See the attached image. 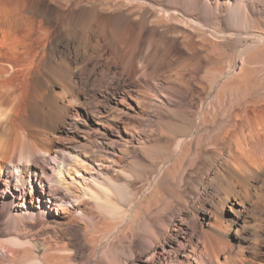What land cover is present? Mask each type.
I'll return each instance as SVG.
<instances>
[{"label": "bare ground", "instance_id": "1", "mask_svg": "<svg viewBox=\"0 0 264 264\" xmlns=\"http://www.w3.org/2000/svg\"><path fill=\"white\" fill-rule=\"evenodd\" d=\"M23 1L0 0V55L7 62V65L0 64V170L3 169L4 182L12 187L11 191L15 195L7 210L10 221L7 220L5 225L18 224L11 216L13 207L25 209L29 202L27 192L33 193L37 188L47 193V203L52 204L51 208L55 212H62L65 225H77L78 220L85 221L86 216L77 204L76 192L72 197L73 202H70L74 215L68 218L67 213L70 214V211L63 203L66 195H58L43 179H37V175H46V165L37 162L39 156L57 163L56 154L52 156V148L47 143L58 139L70 124L68 121L73 116V110L86 84L82 78L84 66L74 69L73 59L67 56L61 62H56L58 54L63 53L62 44L67 48L78 45L79 50L90 53L88 64H91L92 70L89 71L93 75L101 68L98 65L100 60L111 61L109 56L114 54L116 62L104 70L107 73L113 71L111 80L121 75L122 79L116 80V86L123 91L122 102L131 96V92L126 93L131 85L130 88H136L141 94H146L150 85L155 94L167 97L164 102L169 106V120L165 122L160 119L159 123L168 136L175 139L174 149L168 151L169 157H173L180 155L186 146L195 144L198 130L204 127L206 115L199 117L196 107L195 111L190 108L193 95L187 92L178 95V101L174 104V90L167 87L165 90L156 84V67L150 68L148 62L138 60L137 55L143 44H150L156 30L161 37L169 33L182 37L192 59H183L186 65L182 68L183 72L179 71L177 79L181 80L180 84L187 86L190 79L196 77L193 74L200 68V61L205 57L197 52L206 50L203 43L194 42V33L207 39L212 34L205 35L203 30L214 25L223 32H229L224 41L238 45L243 36L251 34L253 28L264 30V0H45L41 4ZM58 22L60 25H57ZM57 26L56 37L52 32ZM30 32L34 35H29ZM20 33L22 35L19 36ZM20 40L25 43L24 46L20 44L22 50L19 47ZM259 48L264 50L263 40ZM248 58V55L240 58L231 78L233 85L246 84L249 97L243 98L236 108L228 106L230 113L227 116L223 114L225 119L222 118V123H218L220 125L212 130L214 140L211 147L207 150L203 147L195 149V159L201 160L199 166L194 172L186 173L183 176L185 179H179V182L184 183V188H188L182 191L187 203L193 197L197 203H201L202 213L196 217V223L193 222L196 228L194 224V227L191 226L192 237L186 236L183 237L184 242L179 241L181 249L178 253L175 252L177 248L173 250L175 248L170 242L169 251L173 250L175 256L159 257L157 263L154 259L156 264H264V96L254 84L256 66L254 63L252 67V61ZM119 63L122 65L120 73L117 72ZM232 69L229 67V70ZM17 70L21 77L13 83L9 77ZM185 73L188 77H185ZM138 99H133L137 105L141 102V98L140 102ZM149 130L153 133L152 125ZM140 151L145 156H160L146 147H141ZM58 166L53 170L55 172L50 173L52 179L48 178L52 183L54 179V184L62 187L64 183L58 178L62 169ZM76 188L84 191L82 183ZM98 188L108 199L109 192H105L99 185ZM65 190H68L66 186ZM89 198L97 209L109 217L117 214L110 204L102 202L97 195L89 194ZM35 202L37 205L32 211L44 205L39 196ZM38 211L41 212L40 216L49 215L45 207ZM32 214L24 210L23 217L33 219ZM61 224L59 222L58 226ZM143 225L142 229L146 227ZM158 230V234L153 235L154 245L162 239L159 235L163 234L164 229ZM165 232L167 234L168 229ZM16 236L17 240L9 244L21 249L11 247V255L0 256L2 264H54L52 261L59 257L45 253L40 258L32 259L29 257L32 249L25 247V242H19L22 236ZM48 250L51 249L47 248L45 252ZM61 259L59 262L65 261L64 257ZM141 264L150 262L142 259Z\"/></svg>", "mask_w": 264, "mask_h": 264}, {"label": "rangeland", "instance_id": "2", "mask_svg": "<svg viewBox=\"0 0 264 264\" xmlns=\"http://www.w3.org/2000/svg\"><path fill=\"white\" fill-rule=\"evenodd\" d=\"M23 2L41 4L45 0H25ZM57 28L58 26L52 32L56 37L58 35L55 33L58 32ZM203 33L205 35L212 34V36L203 39L201 34H193L194 42L203 43L206 50L197 52L198 54L202 53L201 56L205 57L203 61L201 59V66L199 65L200 68L198 67L196 70L198 73L195 71L193 74L196 77L190 79L187 86L180 84L181 80L177 79L179 71L183 72L182 68L186 65L183 59H188V61L192 59L182 37L171 33L161 37L156 30L153 33L152 42L144 43L142 51L140 50L137 55L139 61L142 59L149 63L148 67H156V84L165 90L167 88L174 90L175 94L172 92L173 96L175 95L172 99L174 104L178 101V95L188 93L193 95L190 108L192 107L191 109L194 110L196 107L199 117L206 115L204 127L198 130L195 144L186 146L180 155L173 157H169L168 151L174 149L175 139L168 136L169 134L162 129L159 123L161 120H165V122L169 120L167 114L169 106L164 102L167 97L155 94L150 85L146 94L138 93L136 88H130L131 85L126 93L131 92L133 97L130 96L122 102L123 91L119 86H116V80L122 79L121 75L118 74L111 80L113 71L108 74L104 70L106 66H111L113 62H116L114 54L109 56L111 61L101 59L98 64L101 68H98L99 70L93 75L89 71L92 70L91 64H88L90 53L87 54L79 50L78 45L67 48L65 44H62L63 53L58 54L56 62H61L67 56L73 59L74 69L84 66L82 78L86 84L84 83L81 99L73 110V119L68 121L70 124L58 139L47 143V146L52 148V156L56 154L57 163L50 158L39 156L37 162L46 165V175L43 177L37 175V179L38 177L43 179L50 189H55L53 191L58 195L67 196H65L67 200L65 199L63 203H65V208L70 211V214L67 213L68 218L74 215L70 202H73L72 197L77 193V204L86 216L85 221L78 220L77 225H65L66 220L62 219V212H55L51 208L52 204L47 203L49 198L47 193H42L37 188L33 193L27 192L26 198L29 202L25 205V209L19 206L13 207L11 216L18 221V224L5 225L7 220L10 221L7 210H9L10 201L15 199V195L11 191L12 187L7 186L4 182L2 169L0 170V256L11 255L13 248L21 249V247H13L9 244L10 241L17 240L15 239V237L17 238L16 234L22 236L19 242H25L27 245L25 247L32 249L29 257L40 258L45 253L55 256V258L59 256L52 261L54 264H141L142 259H147L150 264H154L157 263L159 257H171L175 256V252H179L181 249L179 241L184 242L183 237L186 236L192 237L193 228L191 226L198 220L196 217L202 213L201 203H197L194 197V199H190L189 203L184 199L185 197L182 196L184 183L179 182V179L188 172H194L199 166L201 160L200 158L195 159L197 155L195 149L203 147L207 150L208 147H211L214 140V134H212L214 129L225 119L223 114L227 116L230 113L228 106L236 108L243 98L249 97L245 83V86L243 83L232 84V72L236 66L238 67L241 57L248 55V60L252 61V67L255 63L256 72L253 74V81L257 89L259 88L260 94L264 96V50L259 48L260 41L264 42V38H262L264 30L253 28L251 34L243 36L238 45L224 41L229 32H223L214 25L205 27ZM30 34L34 35L31 32ZM20 35L22 34L20 33ZM22 42L20 40L19 47L20 44L24 46L25 43ZM23 46L20 47L21 50ZM0 64L7 65L2 55H0ZM86 64L87 66H85ZM121 67L122 65L119 63L117 72L120 73ZM229 67H233V69L229 70ZM74 69L73 71H75ZM43 73L46 76V73ZM162 73L163 75H161ZM184 75L188 77V74ZM20 77V71L17 70L9 79L16 83ZM135 97L139 98V102L141 98V104L135 103L133 100ZM217 99L222 100V103H219L220 100ZM213 103L214 106H212ZM151 125L154 128L153 133L149 132ZM141 147H146L152 153H158L160 156H145L140 151ZM57 164L62 169V174L58 176L64 183L62 187L54 184V179L53 183L50 182L53 177H50V173L51 171L55 172L53 170ZM81 183L84 186V191L76 188ZM98 185L103 190L105 189V192H109L108 199L99 190ZM65 186L69 191L65 190ZM89 194H95L100 197L102 202L110 204L117 214L109 217L101 209H97L91 203ZM38 196L45 205H41L38 210H43L45 207L49 214L46 217L40 216L41 212L36 209L32 211V208L37 205L35 201ZM24 210L31 211L34 220L25 219L23 217ZM59 222H62L61 227L58 226ZM140 224H144L145 229H142ZM159 228L164 229V235H159L162 238L161 244L154 245L152 244L154 242L153 235L158 234ZM165 228L168 229L167 234ZM150 237L153 238L150 239ZM170 242L175 248L173 250L177 248L175 252L169 251ZM162 244L164 245L162 246ZM151 245L152 247L149 249ZM47 248L51 250L45 252ZM6 251L8 252L6 253ZM60 256L64 257L65 261L59 262V259L62 260Z\"/></svg>", "mask_w": 264, "mask_h": 264}]
</instances>
